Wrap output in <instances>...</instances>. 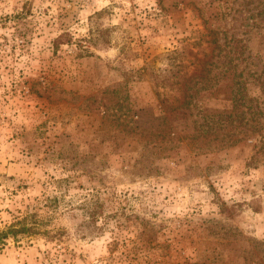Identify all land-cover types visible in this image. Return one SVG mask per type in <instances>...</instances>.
Segmentation results:
<instances>
[{"label":"rangeland","instance_id":"374dc122","mask_svg":"<svg viewBox=\"0 0 264 264\" xmlns=\"http://www.w3.org/2000/svg\"><path fill=\"white\" fill-rule=\"evenodd\" d=\"M263 77L264 0H0V264H264Z\"/></svg>","mask_w":264,"mask_h":264},{"label":"trees","instance_id":"16d2710c","mask_svg":"<svg viewBox=\"0 0 264 264\" xmlns=\"http://www.w3.org/2000/svg\"><path fill=\"white\" fill-rule=\"evenodd\" d=\"M85 42H87L88 44L94 46V47H98L99 45H104L105 47L108 46L109 41L108 40H103L102 42H98L97 37L94 36L93 32H90V37L88 39L85 40ZM101 43V44H99ZM54 49H57V45H55ZM173 60L177 59L178 56H172L170 57ZM219 60V58H214V57H208L207 54H205L204 52L202 53L201 56H196L194 55L192 59L189 60L188 62V67H191V70L188 69L187 67L183 66L182 63L178 64V68L180 69H184L178 71L179 76L175 77L174 83L177 85V90H178V96L173 97V100H175V102L178 101L179 96L181 95V91L185 92L187 89L191 90L193 92H197L199 89L201 88H195L194 86L197 84H201L206 78H205V74L209 73L210 70L206 69V65L209 66H216L217 61ZM230 64H232V61H229ZM187 68V70H186ZM262 81L261 84L264 87V77L260 80ZM239 82V80L235 81V83ZM238 85H240L238 88H236V90L232 89L231 93V105H232V111L230 113H226L223 114L221 116H224L226 118H231L230 116L235 113V112H239V115H242L243 118H239L238 120V124L242 130V133L247 132V131H251V125L252 122L251 120H247L246 118H244L245 112L246 111H251V108L249 106H245L246 103H248L250 100L244 98V91L246 89V85H245V81L244 82H239ZM187 86V87H186ZM183 94V93H182ZM176 104L173 103V106H175ZM264 106V105H263ZM246 108V111L244 110ZM257 111H258V106H257ZM250 113V112H249ZM220 114V113H218ZM258 124V123H256ZM254 129V128H253ZM246 136V135H245ZM246 141L247 137H242L239 138V141ZM20 231H24V230H18V231H11V234H15L16 232H20ZM7 234V232H4L3 235L5 236Z\"/></svg>","mask_w":264,"mask_h":264}]
</instances>
